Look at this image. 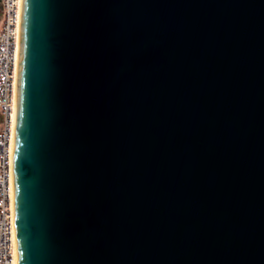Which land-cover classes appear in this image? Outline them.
<instances>
[{
    "label": "water",
    "instance_id": "obj_1",
    "mask_svg": "<svg viewBox=\"0 0 264 264\" xmlns=\"http://www.w3.org/2000/svg\"><path fill=\"white\" fill-rule=\"evenodd\" d=\"M13 190L18 264H264V0H22Z\"/></svg>",
    "mask_w": 264,
    "mask_h": 264
},
{
    "label": "built area",
    "instance_id": "obj_2",
    "mask_svg": "<svg viewBox=\"0 0 264 264\" xmlns=\"http://www.w3.org/2000/svg\"><path fill=\"white\" fill-rule=\"evenodd\" d=\"M0 28V264H18L14 215L13 150L22 0H1Z\"/></svg>",
    "mask_w": 264,
    "mask_h": 264
},
{
    "label": "flooded vegetation",
    "instance_id": "obj_3",
    "mask_svg": "<svg viewBox=\"0 0 264 264\" xmlns=\"http://www.w3.org/2000/svg\"><path fill=\"white\" fill-rule=\"evenodd\" d=\"M3 16H4L3 8H2V6L0 4V28H1V25H2V22H3ZM2 121H3V115H2L1 110H0V125H1Z\"/></svg>",
    "mask_w": 264,
    "mask_h": 264
}]
</instances>
